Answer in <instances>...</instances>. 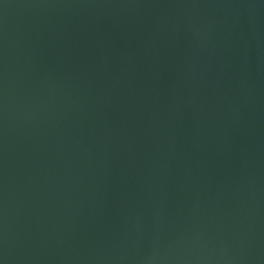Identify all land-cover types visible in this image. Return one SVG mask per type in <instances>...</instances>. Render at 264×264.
<instances>
[{
  "label": "water",
  "instance_id": "obj_1",
  "mask_svg": "<svg viewBox=\"0 0 264 264\" xmlns=\"http://www.w3.org/2000/svg\"><path fill=\"white\" fill-rule=\"evenodd\" d=\"M0 264H264V0H0Z\"/></svg>",
  "mask_w": 264,
  "mask_h": 264
}]
</instances>
